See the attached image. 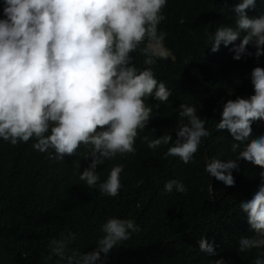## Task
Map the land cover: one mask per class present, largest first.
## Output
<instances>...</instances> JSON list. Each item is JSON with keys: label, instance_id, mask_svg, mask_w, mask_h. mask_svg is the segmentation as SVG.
Returning <instances> with one entry per match:
<instances>
[{"label": "clouds", "instance_id": "clouds-1", "mask_svg": "<svg viewBox=\"0 0 264 264\" xmlns=\"http://www.w3.org/2000/svg\"><path fill=\"white\" fill-rule=\"evenodd\" d=\"M264 3V0H261ZM168 0H3L4 18H0V139L15 146L35 137L32 147L48 153L58 161L73 155L81 144L91 145L85 159L88 167L79 171V179L101 195L115 197L121 185L123 164L111 168L100 182L97 168L117 153H134L138 129L146 128L154 116L146 98L166 102L172 95L164 81L157 80L153 65L168 59L167 33L159 29L165 20L163 9ZM257 0H240L233 6L236 24L208 31L206 44L211 53L221 45L229 47L233 59L264 57V15L250 17L248 9ZM239 41L238 43H236ZM141 44L142 65L133 53ZM210 46V48H209ZM175 59V57H173ZM191 58H186L189 64ZM255 94L229 99L223 105L216 130H228L233 138L231 151L235 159L212 157L204 171L227 186H234L233 172L241 162L264 169V135L253 139V122L264 121V68L250 73ZM187 123L178 121L176 138L163 135L141 140L150 149L169 145L164 158L178 156L185 164L193 160L210 135L206 118L198 115L194 105L181 103L174 109ZM155 129L151 132L155 133ZM47 133V135H46ZM80 170V162L74 161ZM261 184L252 199L243 202L242 212L253 235L238 240V251L246 253L264 249V171ZM164 193H184L182 180L170 179ZM141 230L134 218L110 217L101 226L104 233L90 252H77L69 246L76 233L53 238L48 247L56 264H97L118 244ZM199 251L215 256V244L206 238L198 241ZM214 264H225L216 260ZM254 264H264V251Z\"/></svg>", "mask_w": 264, "mask_h": 264}, {"label": "trees", "instance_id": "trees-1", "mask_svg": "<svg viewBox=\"0 0 264 264\" xmlns=\"http://www.w3.org/2000/svg\"><path fill=\"white\" fill-rule=\"evenodd\" d=\"M239 2L168 0L162 10L165 20L158 27L167 33L165 46L172 55L158 59L152 67L158 82L164 81L172 95L166 102L146 98L154 116L145 129H138L136 151L117 153L98 166L102 182L112 167L124 165L117 196L101 195L79 179V171L90 163L85 153L91 145L81 144L73 155L58 161L48 154L54 149L40 152L32 147L35 137L15 146L0 139V264H56L58 258L50 257L48 244L69 232L77 234L69 246L72 250L93 251L104 235L102 224L113 216L134 218L141 230L106 257L102 254L97 264H214L216 260L254 264L264 249L240 253L237 242L242 236L253 235L241 206L258 191L259 173L264 169L241 162L240 171L233 172L236 183L231 187L204 171L206 160L216 157L226 161L238 154L231 151L234 141L228 130L218 131L215 125L227 100L255 94L251 70L264 68V57L257 60L251 45L253 55L240 60L233 59L231 45H221L216 53L207 49L208 31L235 26L233 6ZM246 11L250 17L264 15V3L257 0L256 7ZM0 18H4L3 0ZM143 46L131 53L141 65ZM189 57L191 62L186 64ZM181 103L196 106L210 132L187 164L178 156L164 158L171 143L153 150L141 140L144 135L153 139L165 131L175 139L178 121L187 123V118L174 111ZM252 126L253 139L264 135V121ZM74 161L80 162V170ZM170 179L182 180L187 193H164L163 186ZM201 238L214 241L215 256L199 251Z\"/></svg>", "mask_w": 264, "mask_h": 264}]
</instances>
